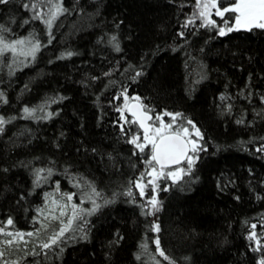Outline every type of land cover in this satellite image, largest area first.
<instances>
[{
    "label": "trees",
    "instance_id": "trees-1",
    "mask_svg": "<svg viewBox=\"0 0 264 264\" xmlns=\"http://www.w3.org/2000/svg\"><path fill=\"white\" fill-rule=\"evenodd\" d=\"M38 2L0 4L6 40L34 37L41 45L34 59L20 54L27 44L0 58V226L11 235L36 231L35 211L47 192L74 194L69 206L90 209V201L82 203L90 192L85 182L101 193L93 196L101 206L51 248L41 245L57 224L40 244L25 241L11 251L7 262L260 264L264 29L228 32L220 18L216 26L195 19L185 27L198 12L196 0H62L66 11L49 27L47 0L39 7L43 19L23 6ZM122 93L139 97L153 116L180 113L174 128L187 127L203 149L191 152L190 173L160 183L155 206L134 186L151 171L150 152L128 142L142 131L121 118L117 109L133 119ZM25 108L36 111L29 116ZM157 237L168 260L156 250Z\"/></svg>",
    "mask_w": 264,
    "mask_h": 264
},
{
    "label": "snow or ice",
    "instance_id": "snow-or-ice-1",
    "mask_svg": "<svg viewBox=\"0 0 264 264\" xmlns=\"http://www.w3.org/2000/svg\"><path fill=\"white\" fill-rule=\"evenodd\" d=\"M9 0H0V4H7ZM45 0H39L38 3H33L31 5L24 4L25 8L31 7L33 10V19H43L41 12L39 11V7L43 4ZM49 7L48 18L43 19V22L51 27L53 21L57 18L58 14H61L66 11L62 7V0H57L56 3H52V0H47ZM195 7L199 9L198 12L193 13V18L189 19L188 22L185 24V27L188 24L194 23L195 19H201L204 21L202 26H216V22L208 18V9L214 8L215 15L219 17H223L225 13L231 12L234 14L232 18V25L227 27V31L231 32L234 30L246 29L251 30L253 27L264 29V0H230L229 6H225L220 8L217 4V0H196ZM224 24L227 26L228 21L225 20ZM10 29L6 28L3 24H0V58L4 57L6 54L11 53L13 57L17 54V46L18 45H29L27 52H22L20 54L23 55H31L33 59L35 58L36 52L40 49V42L38 40L34 41L33 38H25V39H15L11 42L6 40L4 33L9 32ZM219 34H225V28H219ZM49 35H51L49 33ZM112 41H116V37H112ZM116 50L119 51L118 43L115 45ZM68 55H72V53H68ZM9 68L11 66L9 65ZM11 74V72H10ZM139 75V73H137ZM3 94L0 93V96ZM124 101H125V108L128 109L131 116L134 119L129 120L127 117L123 116V109H117L121 111L122 116L121 118L125 120V123L129 124H138L139 128L142 129V133L138 132L132 136V138L128 141L129 143L135 145L137 149L141 153H144L146 149H149L150 158L147 159V164L151 166V171L148 172V175H154L155 177L165 176L166 178H171L173 181L177 180L181 176L190 173L191 166L194 162V157L189 156V151L195 153L199 150H203L201 146H199L198 141L191 139V134L189 133V129L184 127L183 125L174 128V124L176 123L177 117H180V113H170L164 112L160 114H156L155 116L151 115L154 110L149 108L147 105H144L140 102L139 97H131L129 98L127 95L123 94ZM129 99L137 101L136 104H132L129 106L128 101ZM223 99V97H222ZM42 110V109H41ZM36 109H29L25 108L24 112L27 113L29 116L35 113ZM164 116L170 117V121L165 123ZM149 121H153V123H149ZM240 121H238L239 123ZM5 123L2 117H0V131H3L2 125ZM187 124L191 125L195 131V135L200 137L201 139L202 134L200 133L198 128H195V125L192 123L191 120H187ZM121 129L123 130V125H121ZM142 138L143 142H140ZM150 146V147H149ZM190 146V147H189ZM264 150V149H262ZM182 161H186L187 168L183 167H176L173 171H168L166 174L164 169L166 167H171L173 165H180ZM158 166V167H157ZM38 173L43 171L42 169L37 170ZM51 170H49L50 173ZM143 175L141 176V180H143ZM38 182V181H37ZM87 187L90 188V192H85L82 197L83 199L86 198L88 201L91 202L92 207L90 209H84L78 204H71V215L68 219L67 223L63 224V227L59 229L58 232H55L50 237V242L43 243L41 245L44 249H49L53 245H56L60 239V237L64 236L66 231L71 230L72 224L76 220H83L84 216L82 214H92L96 210L99 209L101 206L100 204L96 203V200L93 199V196L100 197L101 193L98 192L94 185L90 184L89 182H85ZM149 183H153L149 181ZM79 187V185H76ZM135 187L140 188V195L143 196V188L144 185L140 183H135ZM67 200L71 201L74 194H65ZM127 195L132 196V192L129 191ZM110 201L105 200L104 203L107 204ZM149 203L155 206L156 200L155 197L149 201ZM63 207H68V205H64ZM67 215L66 212L63 210L60 212L59 217H52V219L60 220V217ZM13 221L11 219L7 220V224L11 225ZM253 228L256 225H252ZM154 230L159 231V225H154ZM0 232H3V227L0 226ZM8 235H11L10 233ZM18 236L23 234L17 233ZM28 236L34 235V233H27ZM255 236V233L252 234ZM252 237H250L251 239ZM10 244L11 241H8ZM156 245V250L160 256L164 257L165 260H168L169 257L165 255V252L160 248V240L157 237L154 240ZM141 249L144 251L147 250V245L142 244ZM33 255H38V253H32ZM3 253L0 252V256ZM140 258L139 256L137 257ZM152 259L154 260L155 257L153 256ZM156 264H159L157 261ZM260 264H264V260H261Z\"/></svg>",
    "mask_w": 264,
    "mask_h": 264
},
{
    "label": "rangeland",
    "instance_id": "rangeland-1",
    "mask_svg": "<svg viewBox=\"0 0 264 264\" xmlns=\"http://www.w3.org/2000/svg\"><path fill=\"white\" fill-rule=\"evenodd\" d=\"M217 4L220 8H223L221 7V4L224 7L229 6L230 0H226V1L217 0ZM196 11H199V9L196 8ZM233 16H234L233 13L228 12V13H225L223 17H219L215 15L214 8L208 9V18L211 20H214L216 23H218V18H220L222 20H227L229 26H231ZM240 30H246V29L242 28ZM131 103H132V100L128 101L129 106ZM125 109L127 112H129L127 108ZM191 139L195 140V137L191 135ZM141 141H142V138H141ZM180 167L185 168L184 165ZM174 169L175 168L164 169V172L166 174L168 171H173ZM168 179L173 180L171 178H166V175L155 177L154 175H148L147 173L145 178L139 183L144 185V188H143L144 194L149 193L151 195V199L152 197H155V200L157 203L158 192H159L158 189H159L160 183ZM149 181H152L153 183H149ZM137 190L140 191V188H137ZM143 197H145V195H143ZM64 205H68V207L65 208L63 207ZM62 210L66 212L67 215L60 217V220L52 219V217H59L60 212ZM35 214H36V217H35V220L33 221V225L36 228V231L28 232V233H34V235L28 236L27 234L22 233L23 235L18 236L14 234L8 235L10 233L8 231L0 232V252L4 254V256L3 255L0 256V264H13L11 262L10 263L7 262V259L11 257V251L23 249L24 248L23 244L25 241L26 242L33 241L34 243L40 244L42 242V239L46 236V234L52 232L51 228H53L56 224L59 227H63L61 220L64 223L68 222V219L71 215V208L69 206V201L65 197H60L55 192H47L44 195L42 204L36 208ZM8 241H11V243L9 244ZM13 247L15 248L11 249Z\"/></svg>",
    "mask_w": 264,
    "mask_h": 264
},
{
    "label": "water",
    "instance_id": "water-1",
    "mask_svg": "<svg viewBox=\"0 0 264 264\" xmlns=\"http://www.w3.org/2000/svg\"><path fill=\"white\" fill-rule=\"evenodd\" d=\"M137 103V101H134V102H132L130 105H132V104H136ZM129 114H130V112H129ZM151 114V113H150ZM152 115V114H151ZM130 116H131V114H130ZM132 117V116H131ZM133 118V117H132ZM134 119V118H133ZM149 123H152V121H149ZM138 125V124H137ZM139 127V126H138ZM141 131H143L142 129H140ZM190 147V146H189ZM190 153H191V151H189V153H188V155L190 156ZM186 163V161H182V163L180 164V165H173V166H171V167H166L165 169H173V168H176V167H179V166H181V165H184ZM158 167V166H157Z\"/></svg>",
    "mask_w": 264,
    "mask_h": 264
},
{
    "label": "bare ground",
    "instance_id": "bare-ground-1",
    "mask_svg": "<svg viewBox=\"0 0 264 264\" xmlns=\"http://www.w3.org/2000/svg\"><path fill=\"white\" fill-rule=\"evenodd\" d=\"M134 102V101H133Z\"/></svg>",
    "mask_w": 264,
    "mask_h": 264
}]
</instances>
